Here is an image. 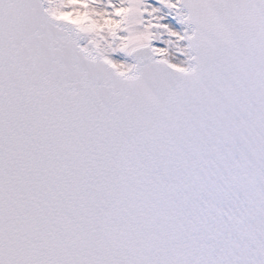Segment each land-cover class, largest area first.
<instances>
[{
    "label": "snow or ice",
    "instance_id": "obj_1",
    "mask_svg": "<svg viewBox=\"0 0 264 264\" xmlns=\"http://www.w3.org/2000/svg\"><path fill=\"white\" fill-rule=\"evenodd\" d=\"M0 264H264V0H0Z\"/></svg>",
    "mask_w": 264,
    "mask_h": 264
}]
</instances>
